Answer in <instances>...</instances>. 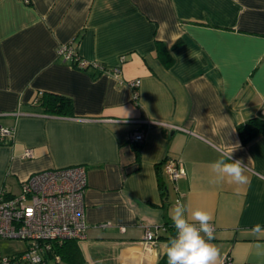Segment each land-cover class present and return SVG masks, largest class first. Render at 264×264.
<instances>
[{
	"label": "crops",
	"instance_id": "obj_1",
	"mask_svg": "<svg viewBox=\"0 0 264 264\" xmlns=\"http://www.w3.org/2000/svg\"><path fill=\"white\" fill-rule=\"evenodd\" d=\"M69 40L104 69L63 60L56 49ZM45 92L70 98L72 114L44 112ZM254 116L264 117V0H0V125L13 129L0 143V191L83 165L80 264H167L176 199L211 213L217 264H264V233L250 231L264 225V135L243 144L236 129ZM145 120L155 123L136 156L128 133ZM233 145L249 183H213L211 163ZM169 158L184 164L176 182ZM26 246L0 238V256Z\"/></svg>",
	"mask_w": 264,
	"mask_h": 264
},
{
	"label": "built area",
	"instance_id": "obj_2",
	"mask_svg": "<svg viewBox=\"0 0 264 264\" xmlns=\"http://www.w3.org/2000/svg\"><path fill=\"white\" fill-rule=\"evenodd\" d=\"M72 43L69 40L58 45L56 53L63 60L77 68L93 66L99 70L104 69L99 64L80 58ZM128 83L136 88L140 79ZM134 96L136 99V91ZM139 122L141 124L128 133L127 140L134 145H142L149 125L155 123L151 120ZM12 135V128L0 125V143L6 142ZM31 154V149H27L23 156L29 157ZM164 171L172 182L185 174L183 162L172 158L165 160ZM86 186L85 167L74 165L32 173L21 182L18 193L0 191V238L27 242L22 252L1 255L0 264H17L22 261L27 264H47V252L54 243L61 244L69 239L84 240L87 234L84 214ZM144 243L147 246H155L157 243L156 233L149 228L144 231ZM53 257L60 258L57 254ZM226 263L223 261L220 264Z\"/></svg>",
	"mask_w": 264,
	"mask_h": 264
},
{
	"label": "clouds",
	"instance_id": "obj_3",
	"mask_svg": "<svg viewBox=\"0 0 264 264\" xmlns=\"http://www.w3.org/2000/svg\"><path fill=\"white\" fill-rule=\"evenodd\" d=\"M237 147L239 145H233L231 152H221L211 163L213 183L227 182L238 186L249 183L246 165L239 159H232ZM169 218L175 234L161 245V253L166 256L167 264H217L220 249L211 242L215 236L209 211L200 207L190 208L177 200L169 210ZM250 231L259 236L264 233V225L257 223Z\"/></svg>",
	"mask_w": 264,
	"mask_h": 264
},
{
	"label": "trees",
	"instance_id": "obj_4",
	"mask_svg": "<svg viewBox=\"0 0 264 264\" xmlns=\"http://www.w3.org/2000/svg\"><path fill=\"white\" fill-rule=\"evenodd\" d=\"M156 49L158 55L161 56V49H164V46L160 41L156 40ZM166 49V48H165ZM166 56L169 59L168 62L164 61L166 64L171 62L172 56L169 53V50L166 51ZM38 106H40L44 112L47 113H56V114H65L70 115L72 114V101L70 98L45 92L38 98ZM241 142L243 144H247L253 138L258 135H264V117L254 116L242 123H239L236 127ZM141 145L135 144L134 149L136 151V156L139 153ZM173 229V233L171 236L175 234L174 227L171 226ZM75 239H69L65 242L58 244L54 243L52 245L51 250L47 252V257H52L57 254L60 259L66 261L69 264H80L81 262V252L79 250L78 244ZM27 264L26 262H19L17 264ZM161 264V263H158Z\"/></svg>",
	"mask_w": 264,
	"mask_h": 264
}]
</instances>
